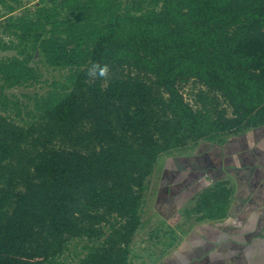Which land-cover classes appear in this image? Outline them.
<instances>
[{
  "label": "trees",
  "instance_id": "obj_1",
  "mask_svg": "<svg viewBox=\"0 0 264 264\" xmlns=\"http://www.w3.org/2000/svg\"><path fill=\"white\" fill-rule=\"evenodd\" d=\"M33 1L0 0V264H130L158 157L264 126V0ZM38 64L63 80L21 109L6 91ZM234 194L185 213L223 220Z\"/></svg>",
  "mask_w": 264,
  "mask_h": 264
},
{
  "label": "rangeland",
  "instance_id": "obj_2",
  "mask_svg": "<svg viewBox=\"0 0 264 264\" xmlns=\"http://www.w3.org/2000/svg\"><path fill=\"white\" fill-rule=\"evenodd\" d=\"M22 2L29 7L37 4V1L33 0ZM4 14V10L0 8V16ZM0 37L4 42L8 41L7 37ZM10 54L0 51V57ZM37 69L41 76L39 83L28 88L17 87L6 91L9 99L18 100L21 109L30 103L29 98L45 93L53 82L63 80L64 72L51 71L41 64L37 65ZM197 89L198 86L190 82L180 88V92L189 101L192 92ZM222 139L223 143L200 140L158 157L145 195L141 228L131 244L130 264H157L163 257L160 243L169 242L170 237L167 236L166 239L162 232L173 222L165 221L158 212L163 211L162 216L177 212L178 208L175 211L174 208L177 207V201L182 198V194L184 198L197 194L196 187L193 188V193L190 188L185 189L194 185V182L197 183V180L204 183L200 186L206 187L221 181L222 177L228 179V182L231 181L230 183L245 180L249 183L242 190L238 188V193L248 190L253 193V188L254 195L264 193V126L250 128L241 133L224 134ZM224 154L228 155L226 160ZM169 200L170 202L166 203ZM73 249L72 246L71 250ZM70 259L69 257L68 261Z\"/></svg>",
  "mask_w": 264,
  "mask_h": 264
},
{
  "label": "crops",
  "instance_id": "obj_3",
  "mask_svg": "<svg viewBox=\"0 0 264 264\" xmlns=\"http://www.w3.org/2000/svg\"><path fill=\"white\" fill-rule=\"evenodd\" d=\"M224 155L226 160L228 155ZM196 182L198 184L194 182L192 188L187 185L185 189L190 188L193 193L196 187L197 194L185 198L182 194L174 208V211L178 208L177 212L162 216L163 211H157L165 221L173 222L162 232L170 239L160 243L163 257L157 264H264V193L254 195V188L253 193L249 190L238 193V188L242 190L249 182H232L235 194L227 217L220 221H197L195 215L185 212L193 208L198 196L214 184L206 187L200 186V181Z\"/></svg>",
  "mask_w": 264,
  "mask_h": 264
},
{
  "label": "clouds",
  "instance_id": "obj_4",
  "mask_svg": "<svg viewBox=\"0 0 264 264\" xmlns=\"http://www.w3.org/2000/svg\"><path fill=\"white\" fill-rule=\"evenodd\" d=\"M110 67L107 63L93 62L88 70V76L92 78L107 79Z\"/></svg>",
  "mask_w": 264,
  "mask_h": 264
}]
</instances>
